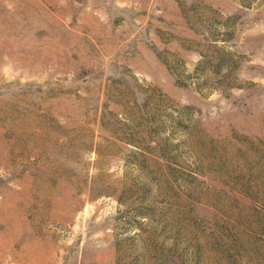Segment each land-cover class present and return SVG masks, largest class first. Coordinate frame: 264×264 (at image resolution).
Wrapping results in <instances>:
<instances>
[{
  "label": "rangeland",
  "instance_id": "374dc122",
  "mask_svg": "<svg viewBox=\"0 0 264 264\" xmlns=\"http://www.w3.org/2000/svg\"><path fill=\"white\" fill-rule=\"evenodd\" d=\"M0 264H264V0H0Z\"/></svg>",
  "mask_w": 264,
  "mask_h": 264
},
{
  "label": "bare ground",
  "instance_id": "6f19581e",
  "mask_svg": "<svg viewBox=\"0 0 264 264\" xmlns=\"http://www.w3.org/2000/svg\"><path fill=\"white\" fill-rule=\"evenodd\" d=\"M2 208H3V207H2ZM2 208H1V209H2Z\"/></svg>",
  "mask_w": 264,
  "mask_h": 264
}]
</instances>
